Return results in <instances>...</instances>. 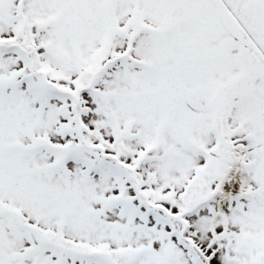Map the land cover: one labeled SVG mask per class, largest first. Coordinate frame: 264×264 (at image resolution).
I'll return each instance as SVG.
<instances>
[{"label":"snow or ice","instance_id":"snow-or-ice-1","mask_svg":"<svg viewBox=\"0 0 264 264\" xmlns=\"http://www.w3.org/2000/svg\"><path fill=\"white\" fill-rule=\"evenodd\" d=\"M0 264H264V0H0Z\"/></svg>","mask_w":264,"mask_h":264}]
</instances>
